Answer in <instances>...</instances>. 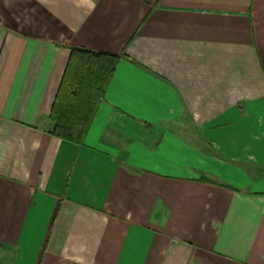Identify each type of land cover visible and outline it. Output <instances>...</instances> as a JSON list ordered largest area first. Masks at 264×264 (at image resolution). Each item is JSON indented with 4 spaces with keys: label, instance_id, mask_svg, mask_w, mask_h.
Segmentation results:
<instances>
[{
    "label": "crops",
    "instance_id": "obj_1",
    "mask_svg": "<svg viewBox=\"0 0 264 264\" xmlns=\"http://www.w3.org/2000/svg\"><path fill=\"white\" fill-rule=\"evenodd\" d=\"M74 47L122 56L80 145ZM0 264H264V0H0Z\"/></svg>",
    "mask_w": 264,
    "mask_h": 264
},
{
    "label": "trees",
    "instance_id": "obj_2",
    "mask_svg": "<svg viewBox=\"0 0 264 264\" xmlns=\"http://www.w3.org/2000/svg\"><path fill=\"white\" fill-rule=\"evenodd\" d=\"M121 57L85 48L70 49L49 113L54 125L52 136L79 145L82 143Z\"/></svg>",
    "mask_w": 264,
    "mask_h": 264
}]
</instances>
